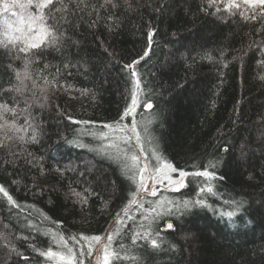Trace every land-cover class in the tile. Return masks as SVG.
Returning <instances> with one entry per match:
<instances>
[{"label":"trees","instance_id":"16d2710c","mask_svg":"<svg viewBox=\"0 0 264 264\" xmlns=\"http://www.w3.org/2000/svg\"><path fill=\"white\" fill-rule=\"evenodd\" d=\"M232 2L54 0V43L0 44V264H50L56 243L93 264L85 238L109 235L110 264H264V5ZM132 155L185 186L136 200Z\"/></svg>","mask_w":264,"mask_h":264},{"label":"snow or ice","instance_id":"6c2138e0","mask_svg":"<svg viewBox=\"0 0 264 264\" xmlns=\"http://www.w3.org/2000/svg\"><path fill=\"white\" fill-rule=\"evenodd\" d=\"M54 2V0H29L28 4H4L3 7V11L5 13H7L11 8L13 7H19L21 9V13H20V23L21 24H27L28 26V33L30 34L29 39L27 41V48H21L20 51H28L30 49H39L41 47L42 44H44L47 39L49 37H52L53 43L55 42V37L52 36V33L55 31L54 26H51L49 24H47L46 20H45V16L42 13V10L44 8L49 7L50 5H52ZM242 3L244 5L249 6L250 8H255L258 6H262L264 5V0H242ZM240 3H236L235 0H233V2L228 5L229 8H240ZM30 7H35L36 11L38 14L34 15L29 11ZM15 15V13H14ZM241 15H243V13H241ZM26 17V19H25ZM256 17L253 15L252 19H255ZM245 19H248L247 16H245ZM5 24H7V21H5ZM33 25H38V27H33ZM19 30V29H18ZM148 35V41H149V49L151 48V44L153 43V37H154V33L149 31ZM148 55V51L144 52V56ZM141 59H143V57H141ZM139 61H134L133 64L138 63ZM126 67L131 68L132 65H126ZM132 75L135 77L137 74L133 71ZM17 76L19 77V73H17ZM262 79H264V77H261ZM134 89L132 91V96H131V103L125 108L124 113L121 115L120 119L123 120L126 116H131L135 113L136 107L138 106V96H137V89H139L140 87V81L139 80H135L134 81ZM146 108H151L152 105L149 104H145L144 105ZM0 108L3 109V112H0V119L4 118V114L14 111V109H9L7 105H0ZM69 119H71V117H69ZM83 123H87L86 121H84ZM105 127L113 129L115 131H125V128L122 127H116L114 128L113 125H105ZM129 131L132 132L133 136L135 137L136 141L139 142L140 140V136L139 134L136 132V124L133 123L132 127L130 129H128ZM33 139H35V136H33ZM129 139H131V137H129ZM158 162L162 159L159 155H156L154 157ZM130 159L133 161L132 164V168H135L137 170V172L139 173L140 176V183L138 186V190L139 189H143L145 187V180H151L154 184L155 183H162L164 180H167L169 182V184H178L179 188L184 187V178L186 176L189 175V173H186L184 171H180L179 172V179L178 180H173L171 178V176L169 175V172H176L177 169L174 168L170 163H163L160 167H156L154 169L156 175H152L149 172L148 166L145 165L144 167H139V157L136 155H132L130 157ZM127 167V165H126ZM211 167H216L215 164L211 165ZM131 170V169H129ZM146 173H148V175H146ZM135 175V173L133 174ZM191 175L197 176V177H204L207 180H211L215 177V174L213 172H210L207 170V168H205V170L203 171H198L195 173H192ZM179 188H176L175 190H179ZM73 194L76 196H80V193H76L75 190H72ZM201 191H208V192H212V188L209 186L207 189H202ZM0 194H2L4 197L7 198L9 203L14 204L15 202L13 201V198L11 195H9V193L5 190V188L0 185ZM152 195H155V190L152 191L151 193ZM134 202V201H133ZM184 208L187 209L189 207V202L185 201L184 202ZM192 207H196V206H200V207H205L204 202L203 201H196L194 203H192L191 205ZM238 208L240 207V205L237 206ZM229 220L232 219V217L234 215H236L235 212H228L225 214ZM166 227L168 229L173 228V224L172 223H168L166 225ZM63 239V238H61ZM85 239H88L90 241H94L96 242V244H101V237L100 236H93V237H87ZM113 236L109 235L107 237V240L109 241L108 244H103L102 246V251H103V255L102 257L100 255H97V262L98 264H110V260L113 258H119L118 254L115 253L114 251L110 250V242L112 241ZM135 242V241H133ZM151 245L153 248H156L157 245V241L156 240H152L151 241ZM98 252L100 251L99 249L97 250ZM91 254V253H89ZM41 255L47 256L49 258H59L61 261H64L65 264H72L73 260L76 258L75 257V253H73L72 249H68V255H63L61 253H57V252H52L51 250H49L48 252H44L41 253ZM79 264H82V261L79 262Z\"/></svg>","mask_w":264,"mask_h":264},{"label":"rangeland","instance_id":"374dc122","mask_svg":"<svg viewBox=\"0 0 264 264\" xmlns=\"http://www.w3.org/2000/svg\"><path fill=\"white\" fill-rule=\"evenodd\" d=\"M221 1H227L230 2L231 0H221ZM29 0H0V44H7V43H15L21 47H27V41L29 39L30 34L28 33V26L27 24H21L20 23V13L21 9L19 7H13L11 8L7 13L3 11L4 4H28ZM215 6H218V4H214ZM29 11L36 15L38 14L35 7H30ZM15 13V15H14ZM43 13V10H42ZM26 19V17H25ZM5 21H7V24H5ZM33 27H38V25H33ZM19 29V30H18ZM146 164L142 161L140 163L139 167H144ZM161 165H158L160 167ZM149 172L152 175H156L154 170H151L149 167ZM148 175V173H146ZM169 175L173 180L179 179V173H173L169 172ZM138 178V186L140 183V176L139 173L137 175ZM145 187L143 189H139L137 192L136 200L141 198L142 196L146 195H152V191L160 189L164 190H175L176 188H179L178 184H169L167 180H164L162 183H153L151 180L146 179L145 180ZM105 244V240L102 244H100L97 248H95V255L94 259H92L93 264H98L97 262V255H100L102 257L103 251L102 246ZM107 244V242H106ZM55 252L61 253L63 255H68V249L65 247L64 244L56 243L55 244ZM100 250L99 252L97 250ZM50 264H65L64 261H61L58 257L57 258H49ZM92 258V257H91ZM90 258V260H91ZM72 264H76L75 259L73 260Z\"/></svg>","mask_w":264,"mask_h":264},{"label":"water","instance_id":"95a60500","mask_svg":"<svg viewBox=\"0 0 264 264\" xmlns=\"http://www.w3.org/2000/svg\"><path fill=\"white\" fill-rule=\"evenodd\" d=\"M168 223H172V221H171V220H167V221H165V223H164V225H163V227H162V231H164V232H170V231L172 230V228H171V229H168V228L166 227V225H167ZM172 224H173V223H172Z\"/></svg>","mask_w":264,"mask_h":264},{"label":"bare ground","instance_id":"6f19581e","mask_svg":"<svg viewBox=\"0 0 264 264\" xmlns=\"http://www.w3.org/2000/svg\"><path fill=\"white\" fill-rule=\"evenodd\" d=\"M137 174H138V172H137Z\"/></svg>","mask_w":264,"mask_h":264}]
</instances>
